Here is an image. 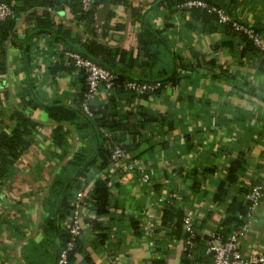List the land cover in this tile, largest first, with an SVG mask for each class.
Segmentation results:
<instances>
[{
	"label": "crops",
	"instance_id": "obj_1",
	"mask_svg": "<svg viewBox=\"0 0 264 264\" xmlns=\"http://www.w3.org/2000/svg\"><path fill=\"white\" fill-rule=\"evenodd\" d=\"M129 3L136 11L105 2L96 13V22L109 20L112 25L113 38H107V43L133 49L138 64L131 73L141 79L169 77L176 71L174 57L181 58L185 68L176 72L175 84L157 93L132 103L120 100L123 110L138 105L137 116L128 120L141 135L137 158L128 155L129 159L113 165L111 213L99 217L103 221L100 231L84 227L82 250L72 263L152 264L164 259L166 264H175L180 258L181 264L185 239L174 237L161 220L162 204L168 202L175 209L194 213L197 256L210 260L206 241L212 232L228 231L222 223L229 216V203L246 202L251 187L264 183V55L243 51L245 44L237 36L204 31L201 22L189 19L178 6H158L156 0ZM223 4L238 22L259 30L264 42V0H224ZM56 19L73 33L85 30L84 22L76 21L68 8L59 7ZM144 25L160 31L163 43L153 66L141 65L147 58L137 49ZM28 26L33 24L19 21L16 41L32 35ZM31 41V74L41 100L72 104L78 73L50 72L56 63L70 64L68 57H62L53 36L34 35ZM20 58L21 50L9 41V67L0 74V130H8L10 113L22 109L26 71ZM106 99L107 91L101 88L95 101ZM28 112L41 125L29 137L28 150L0 183V264H57L60 241L44 233L48 214L44 204L52 179L60 171L59 155L64 149L52 144L54 121L39 108ZM140 113L145 114L144 121ZM68 140L69 149L81 144L73 130ZM134 159L138 167L130 171L127 163ZM141 168L149 173L148 180ZM241 249L247 256L264 252V198L252 215Z\"/></svg>",
	"mask_w": 264,
	"mask_h": 264
},
{
	"label": "trees",
	"instance_id": "obj_2",
	"mask_svg": "<svg viewBox=\"0 0 264 264\" xmlns=\"http://www.w3.org/2000/svg\"><path fill=\"white\" fill-rule=\"evenodd\" d=\"M187 1L189 0H156V5L166 4L167 7L174 6L176 8L178 6L183 13L189 15V19L201 22L204 31L209 33L220 31L228 36H237L245 44L243 51H261L264 55V51L256 47L243 32L238 31L232 22L220 23L216 13L205 7L184 6ZM204 1L210 6L223 8L233 21H238L224 8V0ZM0 2L11 4L15 13L14 17L0 22V74L6 73L9 67V41L21 50L22 69L26 71L24 79L26 90L20 94L22 109H15L10 113L11 125L8 130H0V183L32 144L29 137H33L40 128L41 123L28 111L38 108L43 110L48 118L55 123L51 129L52 144L64 149L63 153L59 155L60 171L56 172L52 179L50 192L44 204V209L48 213L44 221V233L54 235L60 241L58 264L60 253L70 240L69 227L76 208L74 199L77 191L84 190L82 212L89 208L83 221L88 222L92 229L100 231L103 228V221L99 217L110 214L112 209L111 172L114 169V164L111 154L113 148L116 145H121L128 155L137 158L135 152L140 146L141 135L136 132L134 125L131 126L128 120L137 116L138 105L135 104L123 110L120 100L125 98L132 103L136 98L146 97L161 91L167 85L175 84L178 81L176 72L179 68L185 67L181 66V58L178 60L174 57L176 71L169 77L160 75L156 79L154 75H150L149 78L141 79L131 73L133 67L138 64L137 59L133 57V49H125L120 45L107 43L105 41L107 38H113V33L110 32L112 25L109 20L100 25L96 22V13L105 2H110L113 5L124 4L132 11H136L129 0H93L88 11L83 10L81 0H0ZM59 7L64 10L68 8L76 21L84 22L85 30L82 33H73L71 29L59 22L56 19ZM113 15L114 13L111 12L109 16L113 17ZM21 19H24L28 24H33V26H28L32 35L29 38L27 36L25 39L16 41L14 34ZM119 27V25L115 26L114 29L117 30ZM149 29L144 25L138 35L137 49L143 57L147 58L141 62V65L144 66H153L157 62L161 52L159 48L163 45L158 38L160 31ZM257 31L259 32V30ZM39 34L53 36L54 41L59 45L58 50L62 57L66 56V51L78 52L110 70L115 76L113 86L111 88L102 87L107 91V99L102 103H96L95 100L90 102V113L84 110L83 102L88 91V82L86 76L74 65L73 60L68 58L70 64L56 63L50 67V72L52 75L61 71L72 72L73 70L78 73L79 77L76 81L78 89L74 92L72 104L65 103L61 99L41 100L40 93L38 94L35 90V79L31 74V37ZM127 81L161 82L162 88L152 93L138 94L126 88ZM142 115L144 121L145 114ZM72 130L77 140L81 142L75 149H69L68 136ZM125 131L130 132L128 136ZM231 178L233 179V175ZM228 212L229 216L222 223L224 227L228 228V231H221V233L215 231L223 236H228L240 227L248 213V207L246 202L233 200L229 203ZM185 215L184 210L175 209L169 202L162 204L161 220L169 227L174 237H182L186 240ZM81 234L77 237L75 248L70 252V264H73L75 255L82 250ZM196 242H198V235ZM195 256L196 260H204L198 258L196 249ZM152 262V264H166L164 259H155Z\"/></svg>",
	"mask_w": 264,
	"mask_h": 264
},
{
	"label": "built area",
	"instance_id": "obj_3",
	"mask_svg": "<svg viewBox=\"0 0 264 264\" xmlns=\"http://www.w3.org/2000/svg\"><path fill=\"white\" fill-rule=\"evenodd\" d=\"M93 0H81L82 8L88 11L92 6ZM184 6H200L205 7L209 11L214 12L218 16L220 23L232 22L233 26L243 32L249 39L252 40L254 45L264 51V42L261 38L260 32L255 28L250 27L244 23L233 21L230 15L221 7L209 5L204 0H189L184 3ZM14 8L7 2H0V22L14 17ZM66 57L73 60L74 65L86 76L88 82V91L85 94L83 108L87 113H90V102L94 101L99 90L105 86L111 88L114 83L115 76L112 72L91 59L84 57L78 52H65ZM126 88L135 91L138 94L152 93L162 88L161 82L148 83L138 81H127ZM130 158L121 145H116L111 154L113 164L121 163L123 159ZM127 168L134 171L138 164L132 160L127 163ZM141 173L144 179H149V173L141 168ZM84 190H78L75 195V205L72 219L70 220V240L60 253L58 264H70V252L75 248L77 237L82 233L85 226L89 223L83 221L84 214H88L89 208L83 209ZM264 198V183H257L251 187L246 195V204L248 213L244 222L232 231L228 236H223L216 232H212L207 239V250L211 259L196 260L195 249L197 246L196 236L197 231L194 225L193 212H187L184 217V230L187 233L185 240V259L181 264H264V252L257 256H247L241 249L243 238L247 235L252 215L256 207ZM163 200V199H162Z\"/></svg>",
	"mask_w": 264,
	"mask_h": 264
},
{
	"label": "water",
	"instance_id": "obj_4",
	"mask_svg": "<svg viewBox=\"0 0 264 264\" xmlns=\"http://www.w3.org/2000/svg\"><path fill=\"white\" fill-rule=\"evenodd\" d=\"M60 8H62V7H60ZM175 264H180V258L177 259Z\"/></svg>",
	"mask_w": 264,
	"mask_h": 264
}]
</instances>
